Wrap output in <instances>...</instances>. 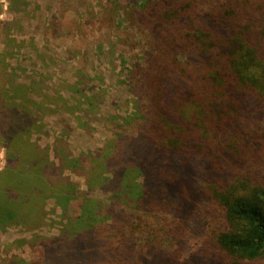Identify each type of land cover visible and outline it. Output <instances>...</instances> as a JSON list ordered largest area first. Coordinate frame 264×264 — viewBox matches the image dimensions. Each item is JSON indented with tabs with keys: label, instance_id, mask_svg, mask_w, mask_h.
Returning a JSON list of instances; mask_svg holds the SVG:
<instances>
[{
	"label": "trees",
	"instance_id": "16d2710c",
	"mask_svg": "<svg viewBox=\"0 0 264 264\" xmlns=\"http://www.w3.org/2000/svg\"><path fill=\"white\" fill-rule=\"evenodd\" d=\"M132 1L149 46L126 73L139 131L95 154L90 188L113 172L109 201L84 195L44 264H264V0ZM32 120L13 112L3 136L18 172L0 179L1 231L39 217L20 190L58 184L15 149ZM60 184L67 212L78 191Z\"/></svg>",
	"mask_w": 264,
	"mask_h": 264
},
{
	"label": "rangeland",
	"instance_id": "374dc122",
	"mask_svg": "<svg viewBox=\"0 0 264 264\" xmlns=\"http://www.w3.org/2000/svg\"><path fill=\"white\" fill-rule=\"evenodd\" d=\"M133 9L132 0H0V179L18 172L8 168L13 154L3 137L15 112L33 119L16 151L47 160L56 187L64 176L78 191L66 212L55 186L20 190L15 200L30 194L28 211L39 217L0 230V264H44L45 240L81 213L84 195L109 201L97 185L113 172L102 169L90 188V164L139 131L126 73L149 46ZM149 217L150 229L165 224L166 217Z\"/></svg>",
	"mask_w": 264,
	"mask_h": 264
}]
</instances>
